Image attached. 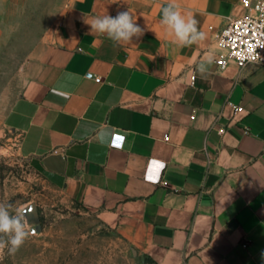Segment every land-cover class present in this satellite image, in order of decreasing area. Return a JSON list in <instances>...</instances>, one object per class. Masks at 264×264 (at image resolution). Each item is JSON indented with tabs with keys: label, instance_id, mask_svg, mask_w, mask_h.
Here are the masks:
<instances>
[{
	"label": "crops",
	"instance_id": "0c3cea01",
	"mask_svg": "<svg viewBox=\"0 0 264 264\" xmlns=\"http://www.w3.org/2000/svg\"><path fill=\"white\" fill-rule=\"evenodd\" d=\"M20 1L0 0V47ZM41 1L4 119L22 152L140 262L264 264V64L194 67L243 0H178L208 36L184 48L160 24L168 0ZM122 11L144 30L129 44L86 23ZM101 128L125 136L122 150L98 141Z\"/></svg>",
	"mask_w": 264,
	"mask_h": 264
},
{
	"label": "rangeland",
	"instance_id": "374dc122",
	"mask_svg": "<svg viewBox=\"0 0 264 264\" xmlns=\"http://www.w3.org/2000/svg\"><path fill=\"white\" fill-rule=\"evenodd\" d=\"M43 4L21 0L19 24L8 26L12 32L0 47V202H10L13 214L26 209V229H35L14 255L5 253L0 264H153L147 258L140 262L93 211L65 196L39 162L22 152L18 133L5 125L7 108L22 87L30 46L43 27V18L28 14L38 13Z\"/></svg>",
	"mask_w": 264,
	"mask_h": 264
},
{
	"label": "clouds",
	"instance_id": "9594fccd",
	"mask_svg": "<svg viewBox=\"0 0 264 264\" xmlns=\"http://www.w3.org/2000/svg\"><path fill=\"white\" fill-rule=\"evenodd\" d=\"M91 26V32L106 36L115 45L129 44L133 38L139 39L144 35V30L136 23L129 11L118 12L115 17L108 14L96 15L87 21ZM160 24L165 35L171 38V43L177 47H191L207 41V34L200 30L199 21L192 13H185L178 0H168L161 7ZM226 47L221 39L217 48L208 50L195 64V71L201 77L211 73L217 59V51ZM264 48V44L260 45ZM259 54H246L243 60H255ZM114 137V138H113ZM97 139L101 144L110 148L122 150L124 137L112 132L111 129L101 128L97 131ZM119 140V142H117ZM13 205L0 202V259L5 253L14 255L24 244L30 234H35V229H26V209H17L15 214L10 211ZM264 256V253H262Z\"/></svg>",
	"mask_w": 264,
	"mask_h": 264
},
{
	"label": "built area",
	"instance_id": "2783aa9c",
	"mask_svg": "<svg viewBox=\"0 0 264 264\" xmlns=\"http://www.w3.org/2000/svg\"><path fill=\"white\" fill-rule=\"evenodd\" d=\"M243 6L247 12L241 17L230 19L215 35L218 45L221 39L226 45L216 59L220 70H224L231 63L239 68L248 64H264V48L260 47L264 44V0H243ZM251 53L259 55L255 60L245 59L241 63L242 58ZM122 136L124 146L125 136Z\"/></svg>",
	"mask_w": 264,
	"mask_h": 264
},
{
	"label": "trees",
	"instance_id": "16d2710c",
	"mask_svg": "<svg viewBox=\"0 0 264 264\" xmlns=\"http://www.w3.org/2000/svg\"><path fill=\"white\" fill-rule=\"evenodd\" d=\"M147 260L153 264H157L155 261L151 260L150 258H147Z\"/></svg>",
	"mask_w": 264,
	"mask_h": 264
},
{
	"label": "snow or ice",
	"instance_id": "6c2138e0",
	"mask_svg": "<svg viewBox=\"0 0 264 264\" xmlns=\"http://www.w3.org/2000/svg\"><path fill=\"white\" fill-rule=\"evenodd\" d=\"M117 142H119V140Z\"/></svg>",
	"mask_w": 264,
	"mask_h": 264
}]
</instances>
